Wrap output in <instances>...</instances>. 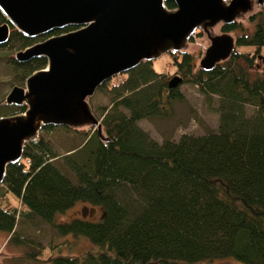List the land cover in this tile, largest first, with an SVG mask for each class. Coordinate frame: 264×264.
I'll list each match as a JSON object with an SVG mask.
<instances>
[{"label": "trees", "instance_id": "1", "mask_svg": "<svg viewBox=\"0 0 264 264\" xmlns=\"http://www.w3.org/2000/svg\"><path fill=\"white\" fill-rule=\"evenodd\" d=\"M259 6L244 17L248 25L242 19L221 25V31L237 33L236 46L210 70L195 69L188 51H169L174 73L142 60L104 81L98 87L110 95V103L100 106L104 139L92 129L62 156L39 135L24 144L0 185V230L24 242L15 229L18 216L40 217L63 238L47 245L49 255L35 244L26 257L51 264H205L230 256L264 264V4ZM34 39L11 26L3 45L20 48ZM12 63L22 82L45 66L46 57ZM175 75L197 85L208 103L217 98L216 131L158 142L139 126L142 118L171 115L172 101L183 96L181 82L168 85ZM12 107L8 114L26 105ZM77 202L101 207L100 216L55 221ZM69 235L90 245L73 252ZM64 244L71 252L63 251Z\"/></svg>", "mask_w": 264, "mask_h": 264}, {"label": "water", "instance_id": "2", "mask_svg": "<svg viewBox=\"0 0 264 264\" xmlns=\"http://www.w3.org/2000/svg\"><path fill=\"white\" fill-rule=\"evenodd\" d=\"M0 0L6 21L0 23V45L8 42L11 26L36 38L54 29L74 26L15 52L19 62L45 56V66L30 73L24 85L14 84L5 96L10 105L25 104L19 113L0 115V185L8 164L21 159L26 142L45 125L92 126L104 139L100 118L89 98L112 76L142 60L169 51H186L196 31L209 44L199 67L210 70L233 53L231 32L217 25L242 19L264 0ZM181 81L178 75L169 87ZM106 139V138H105Z\"/></svg>", "mask_w": 264, "mask_h": 264}, {"label": "rangeland", "instance_id": "3", "mask_svg": "<svg viewBox=\"0 0 264 264\" xmlns=\"http://www.w3.org/2000/svg\"><path fill=\"white\" fill-rule=\"evenodd\" d=\"M260 6H255L254 10ZM243 23L248 25L245 18H242ZM215 32L221 31V25L215 27ZM231 33L236 36L235 31ZM46 38V37H43ZM42 38H35L34 42L40 41ZM209 40L206 34L196 29L192 35L186 51L193 55L195 69L199 67V61L203 55L205 48L208 46ZM24 47L16 48V46L2 45L0 46V115H6L13 109L12 105L5 102V96L12 85H24V81L18 80L17 68L12 63L15 52ZM239 49H246L239 47ZM170 52L163 53L160 57L153 59L155 70L163 73H174L175 67L170 62ZM254 71V67L250 68ZM181 82V81H180ZM179 82V83H180ZM178 83V84H179ZM183 96L180 99L172 101L171 115L169 116H152L138 120L139 126L146 131L152 138L158 142L164 139L177 140L182 133L203 134L207 131H216L219 124V112L217 109V98L214 97L213 103L210 104L206 100V96L198 91L197 85L190 81H182L178 87ZM91 106L100 118V106L110 103V95L106 90L97 89L89 98ZM253 110L248 106V113ZM94 129L92 126H83L78 128H68L64 125H55L52 128L41 129L38 133L42 136L51 147L57 151L59 156L64 155L72 147L81 145L87 138V133ZM61 158V157H60ZM101 207L92 205L88 202H77L65 212L56 216L55 221H65L73 216H83L90 219H96L100 216ZM15 229L22 235L24 242H17L9 239V234L0 230V264H51L44 260L29 259L24 254L32 251L35 244L46 247L43 250L44 255H49L53 248L47 246L51 242L60 241L63 238L58 235L54 226L41 219L40 217L28 218L22 215L18 216V221ZM69 240L71 250L79 252L90 245L89 241L82 237L71 235L65 237ZM64 252H71L64 244ZM205 264H244L243 262L227 256L215 258L206 261Z\"/></svg>", "mask_w": 264, "mask_h": 264}]
</instances>
